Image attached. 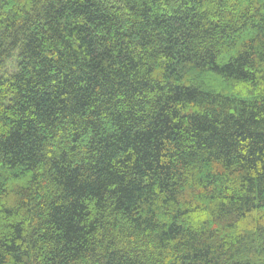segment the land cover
Wrapping results in <instances>:
<instances>
[{
    "label": "trees",
    "instance_id": "16d2710c",
    "mask_svg": "<svg viewBox=\"0 0 264 264\" xmlns=\"http://www.w3.org/2000/svg\"><path fill=\"white\" fill-rule=\"evenodd\" d=\"M0 264H264V0H0Z\"/></svg>",
    "mask_w": 264,
    "mask_h": 264
}]
</instances>
